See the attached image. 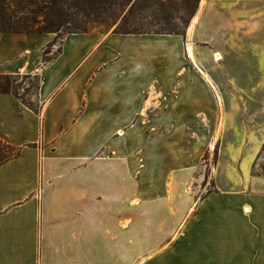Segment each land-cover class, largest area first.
<instances>
[{"label":"crops","instance_id":"1","mask_svg":"<svg viewBox=\"0 0 264 264\" xmlns=\"http://www.w3.org/2000/svg\"><path fill=\"white\" fill-rule=\"evenodd\" d=\"M263 9L203 0L184 36L67 33L47 60L54 33H0V74L35 77L38 107L0 93V142L19 150L0 163V264H264V139L222 162L218 107Z\"/></svg>","mask_w":264,"mask_h":264},{"label":"rangeland","instance_id":"2","mask_svg":"<svg viewBox=\"0 0 264 264\" xmlns=\"http://www.w3.org/2000/svg\"><path fill=\"white\" fill-rule=\"evenodd\" d=\"M203 0H131L122 15L131 9L136 19L132 21L130 28L148 29L152 32L166 30L186 31L192 17L199 11ZM159 2L168 5L167 16L161 13ZM166 11V12H167ZM264 17V9L262 13ZM122 17V16H121ZM121 17L117 20H102L101 17L85 15L76 9L70 11L62 21L61 30L55 34L53 42L45 48V59L52 58L58 51L61 38L70 30L99 31L102 33L117 32L120 28ZM258 36L257 31L249 35L248 51L253 53L251 59L243 60L242 70H245V78H240L237 71L235 74L228 72L227 75L237 77L239 87L224 89V104L218 105L220 113L223 108V127L220 141V159L222 162L239 161L243 165L251 159L252 149L257 142L264 139V59H257L261 45L264 43V35L254 41ZM219 60V57L215 58ZM237 68V66H233ZM243 80V81H242ZM16 91L25 100H31L35 93L37 80L33 76H20ZM216 93V92H215ZM34 103V102H33ZM35 104V103H34ZM216 108L208 114L211 120L208 124L215 123ZM221 120V119H220ZM189 127H196V121L188 122ZM218 125L220 121H216ZM197 128V127H196ZM209 131V130H208ZM218 138V137H217ZM207 153L202 155L199 167L195 171V178L204 177L201 184L194 180L197 192L211 190V177L213 167L218 155V139ZM253 173L264 175V141L256 154L253 162Z\"/></svg>","mask_w":264,"mask_h":264},{"label":"trees","instance_id":"3","mask_svg":"<svg viewBox=\"0 0 264 264\" xmlns=\"http://www.w3.org/2000/svg\"><path fill=\"white\" fill-rule=\"evenodd\" d=\"M131 0H0V33H54L57 34L63 26L62 21L70 11L79 9L85 15L99 16L102 20H117L121 16L119 34H176L185 35V30L130 28L136 16L132 10H123ZM161 13L169 14L168 5L159 2ZM167 11V12H166ZM83 32L70 30L67 33ZM50 45V44H49ZM48 45V46H49ZM47 60V59H45ZM20 75L0 74V93L12 94L23 103L38 111V107L30 100H25L16 91ZM37 88V86H36ZM19 150L0 142V163L18 155Z\"/></svg>","mask_w":264,"mask_h":264}]
</instances>
